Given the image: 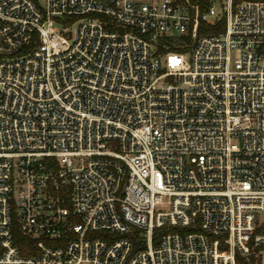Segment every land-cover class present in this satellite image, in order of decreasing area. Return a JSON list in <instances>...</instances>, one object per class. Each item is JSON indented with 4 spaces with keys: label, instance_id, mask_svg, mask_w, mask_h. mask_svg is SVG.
I'll return each mask as SVG.
<instances>
[{
    "label": "built area",
    "instance_id": "built-area-1",
    "mask_svg": "<svg viewBox=\"0 0 264 264\" xmlns=\"http://www.w3.org/2000/svg\"><path fill=\"white\" fill-rule=\"evenodd\" d=\"M0 264H264V0H0Z\"/></svg>",
    "mask_w": 264,
    "mask_h": 264
},
{
    "label": "trees",
    "instance_id": "trees-1",
    "mask_svg": "<svg viewBox=\"0 0 264 264\" xmlns=\"http://www.w3.org/2000/svg\"><path fill=\"white\" fill-rule=\"evenodd\" d=\"M204 24H201L200 25V30H204V29H207V30H210V31H221L222 30V21L218 24V26L214 27V26H205ZM188 39V38H187ZM180 40L179 39H176V40H172L171 42H169L168 44L170 45L169 46V49H172V50H176V51H182L184 48H182L180 45ZM162 48V47H161ZM160 48V49H161Z\"/></svg>",
    "mask_w": 264,
    "mask_h": 264
},
{
    "label": "rangeland",
    "instance_id": "rangeland-1",
    "mask_svg": "<svg viewBox=\"0 0 264 264\" xmlns=\"http://www.w3.org/2000/svg\"><path fill=\"white\" fill-rule=\"evenodd\" d=\"M160 210H169V206L168 205H161L160 207H158Z\"/></svg>",
    "mask_w": 264,
    "mask_h": 264
}]
</instances>
